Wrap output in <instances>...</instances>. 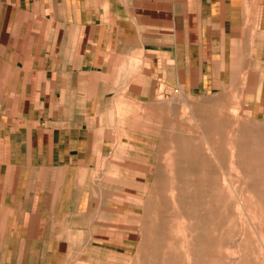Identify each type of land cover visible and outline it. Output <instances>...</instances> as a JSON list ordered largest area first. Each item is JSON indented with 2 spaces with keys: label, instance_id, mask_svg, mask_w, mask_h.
Wrapping results in <instances>:
<instances>
[{
  "label": "crops",
  "instance_id": "1",
  "mask_svg": "<svg viewBox=\"0 0 264 264\" xmlns=\"http://www.w3.org/2000/svg\"><path fill=\"white\" fill-rule=\"evenodd\" d=\"M177 95L264 120V0H0V264L125 254Z\"/></svg>",
  "mask_w": 264,
  "mask_h": 264
},
{
  "label": "rangeland",
  "instance_id": "2",
  "mask_svg": "<svg viewBox=\"0 0 264 264\" xmlns=\"http://www.w3.org/2000/svg\"><path fill=\"white\" fill-rule=\"evenodd\" d=\"M169 100L148 120L162 150L131 184V246L109 264H264V120L229 97Z\"/></svg>",
  "mask_w": 264,
  "mask_h": 264
}]
</instances>
